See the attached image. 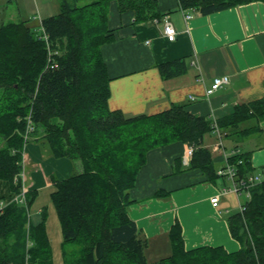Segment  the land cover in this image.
<instances>
[{"label":"trees","instance_id":"trees-1","mask_svg":"<svg viewBox=\"0 0 264 264\" xmlns=\"http://www.w3.org/2000/svg\"><path fill=\"white\" fill-rule=\"evenodd\" d=\"M178 1L182 9L201 15L264 2ZM112 3L119 13H132L134 24L161 17L156 0H61L59 12L42 19L38 29L26 20L0 25V181L19 194L21 182L15 178L22 170L29 123V137L40 135L36 140L44 141L53 158L81 167L66 179H52L50 200L63 243L75 247L64 256V264H264V181L249 189L242 212L227 217L230 235L240 245L234 252L210 246L186 250L177 219L155 245L129 217L134 203L130 190L153 149L186 144L192 148L187 169L199 170L210 184L221 178L203 145L212 133L211 120L190 114L182 105L136 116L108 109L110 80L101 47L114 40L108 25ZM186 68L184 59L157 65L164 79L181 76ZM263 121L264 97L235 105L216 124L224 138L244 137L259 131ZM228 162L239 177L255 172L249 153L239 152ZM175 164L180 168L182 160ZM35 197V191H28L23 204L10 202L0 210V264H52L46 210L41 209L38 224L29 219Z\"/></svg>","mask_w":264,"mask_h":264},{"label":"crops","instance_id":"crops-1","mask_svg":"<svg viewBox=\"0 0 264 264\" xmlns=\"http://www.w3.org/2000/svg\"><path fill=\"white\" fill-rule=\"evenodd\" d=\"M8 1L0 0V10ZM23 1L25 17L36 22L32 29H38L42 19L52 16L53 9L49 6L44 7V18L39 15L38 0ZM156 1L161 17L139 24L133 23L132 13H119L115 3L110 6L108 25L114 40L101 47L110 80L109 110L130 116L153 115L172 105H182L192 115L217 121L232 113L235 105L264 97V2L201 15L193 8L182 9L178 0ZM186 15L191 18L186 19ZM19 17L11 15L8 20L19 21ZM163 18L175 30L172 42L164 35ZM1 22L0 15V25L4 24ZM178 59L186 61V72L164 79L157 65ZM222 76H227L229 83L206 97L205 91L213 79ZM258 127L260 130L251 135L225 138L230 145L223 148L217 146L213 133L207 134L203 145L211 153L215 170L223 167L224 156L238 150L249 153L252 168L258 172L264 166V121ZM42 141L32 140L23 150L25 186L28 191L36 192L28 211L29 219L32 224H38L41 209L46 210L45 231L52 264H64V256H69L75 247L63 243L50 200L55 190L52 179H66L77 164L65 158H53ZM187 148L186 144L173 143L147 153L130 190L134 203L128 215L155 245L162 243L177 219L186 250L210 246L237 251L240 245L231 237L227 226L236 198L221 197L217 208L211 206L210 198L216 193L209 185L215 184L205 182L199 170L187 169L188 163H184ZM177 158L182 160L180 168H176ZM220 180L222 186H230L229 181ZM156 192L167 195L157 198ZM12 196L9 183L0 181V203ZM178 199L181 203H177Z\"/></svg>","mask_w":264,"mask_h":264},{"label":"built area","instance_id":"built-area-1","mask_svg":"<svg viewBox=\"0 0 264 264\" xmlns=\"http://www.w3.org/2000/svg\"><path fill=\"white\" fill-rule=\"evenodd\" d=\"M186 19L191 18V15H186L185 16ZM163 32L165 37L167 38V40L169 42L174 41L175 39V30L173 28V26L167 21L166 18H163ZM44 40H46L47 38L44 36L43 37ZM229 83V78L227 76H222V77H216L213 79V82L210 86L209 89H207L205 91V96L208 97L210 96L212 93H214L215 91H217L219 88H221L222 86L226 85ZM32 132V127L30 126V124L28 123L26 130L24 132V140L28 139L30 133ZM212 132L213 134L216 136L217 138V146L219 148H222V133L219 130L217 124L215 121H212ZM236 151H233L232 154H236ZM192 154V148L188 147L186 152H185V160L184 163L186 164L189 157ZM225 158V164L222 168H219L216 171V175L220 178H224L226 180L229 181L230 186H222L218 192L212 196L210 198V204L213 208H217L220 202V198L221 197H227L229 195H233L235 196L237 199L239 198V196H241L243 193L246 195V199H250V193H249V189L256 184L262 183L264 181V173L262 174H255L252 176H246V177H239L238 176V172L237 169L228 162V158L227 156H224ZM24 163V157H22V166ZM239 164L241 162H238ZM19 179L21 181V189L19 194L14 195L9 202H14L17 204H23L25 202V194H26V188L24 186V173L23 170L22 172H20L16 178ZM5 206V203H0V210L3 209V207ZM239 206V212H242L244 210V204H238Z\"/></svg>","mask_w":264,"mask_h":264},{"label":"rangeland","instance_id":"rangeland-1","mask_svg":"<svg viewBox=\"0 0 264 264\" xmlns=\"http://www.w3.org/2000/svg\"><path fill=\"white\" fill-rule=\"evenodd\" d=\"M39 1V4H38V8H39V15L42 16L43 18L46 16L45 14V10H44V7L46 6H49L48 8H50V10L52 11L53 9V13L52 15H55L59 12V4L61 2V0H44L46 3H43L42 0H38ZM24 1L23 0H9L8 2L4 3V7L1 8L0 10V15L3 19V22L1 23H8V22H17V21H14V20H8V16H11V15H17V17L20 15V20L19 21H23V20H26L27 22V25L31 28L33 26L34 23H36L35 21H32L31 18L28 19L27 17H25V5L23 3ZM1 94H2V89L0 88V97H1ZM33 136V134H32ZM30 136L28 137V139H26L27 142H31L33 140V138H39L40 135H34L33 137ZM42 139H37L36 141L37 142H41ZM3 141L0 139V144L2 143ZM44 142V141H42ZM256 143V142H255ZM260 143V142H257V144ZM229 144L230 145V141L227 142V140L225 138H223V145H227ZM25 147V144L23 145V148ZM227 147V146H226ZM243 147V146H242ZM77 165L74 166L72 172L70 175H74V174H77L79 173V171H81V167L79 165V163L77 162L76 163ZM77 167H80V170L77 169ZM183 170V168L181 167V171ZM189 170V169H188ZM183 172V171H182ZM255 174H257L258 172H254ZM228 185V184H227ZM210 189L213 191V193H217L218 192V189H220L222 187V181L219 179L216 181V184L215 185H209ZM226 186V185H225ZM225 198V197H224ZM182 201V200H181ZM181 201H179V199L177 200V203H181ZM246 201V195L243 193L240 197H239V202L240 203H244ZM233 207H235V210L234 212H237L239 211V206L237 205V202H236V199H235V205H234V202H233ZM232 212V213H234ZM159 219L161 220V218H157L156 220L159 221ZM76 246V245H75ZM77 247V246H76ZM78 249V247H77ZM147 257L149 259V261L152 260V257L150 255L149 252H147Z\"/></svg>","mask_w":264,"mask_h":264}]
</instances>
